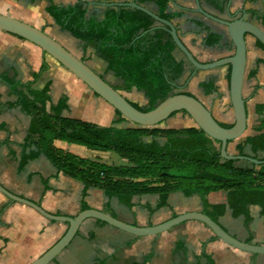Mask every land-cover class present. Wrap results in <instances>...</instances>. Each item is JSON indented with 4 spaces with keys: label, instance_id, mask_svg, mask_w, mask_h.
Wrapping results in <instances>:
<instances>
[{
    "label": "crops",
    "instance_id": "crops-1",
    "mask_svg": "<svg viewBox=\"0 0 264 264\" xmlns=\"http://www.w3.org/2000/svg\"><path fill=\"white\" fill-rule=\"evenodd\" d=\"M132 1L0 0V14L41 31L45 25L50 26V32H43L77 57L52 34L64 38L73 45L84 43L62 31L46 13V9L50 6L66 8L81 2L89 8L90 12L102 18L107 10L103 4H126ZM135 1L138 4L137 0ZM218 2L222 4V11L207 5L204 0H199L205 12L222 20L238 18L242 10L246 14V20L264 32L262 23L264 4L261 0H218ZM140 6H144L155 14V10L147 4ZM194 9V0H170L167 6L168 13L180 15V20L173 25L190 54L202 64L233 56L234 47L225 28L205 20L194 12ZM209 34L220 38L216 45L206 46L205 42ZM245 44L246 69L242 98L245 100L247 128L239 140L228 143L226 153L230 156H248L261 160L264 158L263 153L255 158L249 146L244 147L242 155H239L237 151V146H243L247 137L258 134L254 131L259 124L255 108L264 104V51L259 49L256 41L249 36L246 37ZM85 48L86 45H82L79 51L80 56H92L96 60V65L101 67V72L99 73L90 65L87 66L111 87L120 89L123 81L107 71V63L93 47H91L92 51H86ZM174 54L182 62V73L176 82L179 89L174 93H184L194 97L211 113L218 124L232 126L234 118L228 93L230 68L224 66L209 71H195L184 62L178 52L174 51ZM43 62L47 65V70L31 85V88L40 91L46 84H50L49 103L46 108L48 112L60 98L65 97L68 110L61 113L62 118L77 119L97 126L101 124L103 127L113 126L112 123L118 118H115V112L109 105L104 102H95L89 96L88 98L86 86L73 78L52 58L44 57L40 49L0 31V77L16 80L22 84L32 82L33 75L39 73ZM102 75H106L107 79ZM203 83L211 84L212 92L206 94L200 87ZM127 93L137 97L142 94L145 99L142 103L147 104L144 92L132 89ZM16 101V97L10 93L9 85L0 78V185L8 192L38 205L54 216L75 217L82 212V205H85L87 210L99 211L125 224L138 227L156 226L191 212L202 213L200 198L196 195L186 197L182 192L169 194L166 206L157 210L158 196L156 195L133 197L131 207L126 208L115 197H107L97 188H85L77 180L63 174L56 175V170L43 155L29 161L23 170L18 171L22 144L27 136L31 116L19 107H14ZM87 105L98 110L94 119L86 120L79 116L77 110ZM182 114L184 113H176L167 121L151 129L196 128L192 120ZM100 117H104V123L100 121ZM113 127L135 129L127 122ZM151 140V138L143 139L145 143H150ZM154 140L160 146L165 144V139ZM54 147L80 159L113 167L128 166L123 159L124 162L121 165L107 164V162H114L111 152L91 151L79 145L60 141H55ZM208 147L212 152L219 151V144L212 140ZM233 167L251 169L252 165L245 161H237L234 162ZM206 201L211 206H225V214L218 218L217 224L230 236L243 243L250 240L251 244L264 246V216L259 207H247L250 220L245 226L243 216L232 218L231 210L227 205L226 192L210 193L206 196ZM3 207L5 209L0 215V264H30L51 248L67 230L66 224L50 222L30 208L13 203L0 194V210ZM147 257H150L147 264H207V258L213 264H264V255L253 256L233 249L216 239L210 230L198 222H186L159 236L138 238L107 225H101L95 220L85 221L69 246L49 264H142Z\"/></svg>",
    "mask_w": 264,
    "mask_h": 264
},
{
    "label": "trees",
    "instance_id": "trees-1",
    "mask_svg": "<svg viewBox=\"0 0 264 264\" xmlns=\"http://www.w3.org/2000/svg\"><path fill=\"white\" fill-rule=\"evenodd\" d=\"M204 1L222 11V4L218 0ZM137 2L138 5L147 4L153 8L161 20L172 24L180 20L179 14L167 12L170 0ZM46 13L62 31L95 49L107 63V71L123 81L120 89L114 88L116 91L130 92L136 89L145 93L147 108L142 109L130 103L135 109L149 112L179 89L176 82L182 73V62L175 57V46L167 32L156 29L158 25L145 14L131 9L113 8L107 9L103 17L98 18L81 2L66 8L50 6ZM262 23L264 25V18ZM219 40L218 36L209 34L205 44L214 46ZM256 45L264 51L260 43L256 42ZM46 70L47 66L43 63L39 73L33 75V81L25 84L0 77L17 99L13 106L31 116L18 171L23 170L29 161L43 155L56 170V175L63 174L77 180L85 188H97L107 197H115L126 208L131 207L133 197L156 195L157 210L166 206L169 194L182 192L186 197L198 196L202 203V214L217 223L218 218L225 214V206L208 205L206 196L223 191L227 193V205L232 218L243 216L245 226L250 220L248 206L259 207L264 216V165L252 166L251 169L234 168V162L222 161L219 151L210 150L208 145L211 139L197 128L116 129L114 125L126 120L115 111L118 120L112 123L113 126L100 127L77 119L62 118L61 113L68 110L65 97L60 98L48 112L50 84L40 91L31 88ZM200 87L206 94L213 89L211 84L205 83ZM255 112L259 124L254 131L258 134L247 137L243 146H237V151L242 155L244 147L249 146L251 154L257 158L260 153L264 155V104L256 106ZM147 138L152 139L150 143L143 141ZM154 139H165V144L160 146ZM55 141L79 145L91 151L114 153L125 160L128 166L113 167L77 158L55 148ZM179 172H188L191 176H170ZM4 209L0 210V215ZM85 210L87 207L82 205V211ZM149 258L142 264H147ZM207 262L213 264L209 258Z\"/></svg>",
    "mask_w": 264,
    "mask_h": 264
},
{
    "label": "water",
    "instance_id": "water-1",
    "mask_svg": "<svg viewBox=\"0 0 264 264\" xmlns=\"http://www.w3.org/2000/svg\"><path fill=\"white\" fill-rule=\"evenodd\" d=\"M261 1L263 2V0ZM194 4V12L202 16L205 20L225 28L234 47L233 56L208 64L199 63L182 44L176 28L171 22L161 20L154 12L148 10L144 6L138 5L135 0L126 4H103V7L105 9L119 8L136 10L150 17L155 24L158 25L155 27L156 29H163L167 32L175 46V51L178 52L182 56L184 62L195 71H209L228 66L230 68L228 93L234 118V123L230 128H223L220 126V124L214 120L211 113L198 100L185 94H173L159 102L151 111L141 112L135 109L118 91L94 73L85 63L68 52L43 31L1 14L0 31L22 39L40 49L41 52L52 58L84 84L94 95L109 105L115 112L119 113L123 119L135 125L137 128H155L171 118L172 115L182 112L193 121L197 129L201 130L209 139L219 144V156L221 160L232 162L245 161L256 167L264 165V160H256L248 156H230L226 153L228 143L239 140L244 135L247 128L245 100L242 98V87L246 69L245 39L249 36L264 47V32L256 25L248 22L246 20V14L242 10L238 18L222 20L205 12L199 0H194ZM170 176L190 177L191 174L188 172H179L172 173ZM0 194L13 203H18L30 208L39 216L50 222L67 225L65 234L51 248L30 264L51 263L69 246L82 224L87 220L102 222L111 228L138 238L159 236L186 222H198L210 230L216 239L227 246L253 256L264 255V246L243 243L236 240L224 231L220 225L213 222L206 215L198 212L179 215L156 226L138 227L125 224L110 215L90 209L82 211L72 218L67 216H54L45 212L38 205L13 195L1 185Z\"/></svg>",
    "mask_w": 264,
    "mask_h": 264
},
{
    "label": "rangeland",
    "instance_id": "rangeland-1",
    "mask_svg": "<svg viewBox=\"0 0 264 264\" xmlns=\"http://www.w3.org/2000/svg\"><path fill=\"white\" fill-rule=\"evenodd\" d=\"M43 31H48L50 32V26H44L43 27ZM65 32V31H64ZM54 35V37L62 44L64 45L67 49H69L70 51H72V53H74L75 55H77L78 59H80L83 63H85L86 65H90L91 67H93L94 69H97L99 71V73L101 72V67L100 66H97L96 65V60H94V58L92 56H89V57H86L85 55L84 56H80L79 54V51L81 50V47L82 45H85V44H80V43H76L75 45H73V43L65 40L64 38L62 37H59V36H56V34H52ZM92 46H86V51H92ZM84 49V50H85ZM42 55L44 57H46L47 55L44 54L42 52ZM48 57V56H47ZM45 64V62H43ZM46 65V64H45ZM47 66V65H46ZM62 67V66H61ZM63 68V67H62ZM41 76V75H40ZM73 76V75H72ZM102 77H104L105 79H107L106 75H102ZM73 78H75L73 76ZM79 81V80H78ZM115 84V83H113ZM117 88V87H116ZM87 97L89 96L91 98V100L95 101V102H103L101 99H99L96 95H94L87 87ZM121 95H123L124 98L130 100V101H133L136 103V105H138L140 108L142 109H146L147 108V104L145 103H142L143 101H145L144 99V96L142 94L139 95V97L137 96H133L131 93H127V92H124V91H118ZM88 97V98H89ZM77 112L79 113V116H81L83 119H86V120H91L92 118L94 119L98 113V110H96V108H92V107H88L87 106H83L81 107L80 109L77 110ZM73 114V112H72ZM115 118H118L115 114H114ZM178 116V115H176ZM175 116V117H176ZM182 116L186 117V118H189L187 115L185 114H182ZM191 120V119H190ZM100 121H102V123H104V117H100ZM127 122V121H126ZM129 124V126L131 127H134V128H137L135 125L127 122ZM193 123V121H192ZM193 125L195 126V124L193 123ZM100 127H103L101 124L98 125ZM111 154V153H110ZM113 156V161L114 162H107V164H112L114 163L115 165H121L122 162H124L120 157H118L117 155L115 154H111Z\"/></svg>",
    "mask_w": 264,
    "mask_h": 264
}]
</instances>
